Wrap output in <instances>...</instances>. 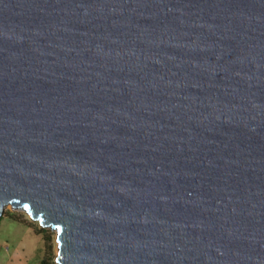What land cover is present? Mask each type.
Returning a JSON list of instances; mask_svg holds the SVG:
<instances>
[{
	"label": "water",
	"instance_id": "obj_1",
	"mask_svg": "<svg viewBox=\"0 0 264 264\" xmlns=\"http://www.w3.org/2000/svg\"><path fill=\"white\" fill-rule=\"evenodd\" d=\"M56 264H264V0H0V217Z\"/></svg>",
	"mask_w": 264,
	"mask_h": 264
},
{
	"label": "rangeland",
	"instance_id": "obj_2",
	"mask_svg": "<svg viewBox=\"0 0 264 264\" xmlns=\"http://www.w3.org/2000/svg\"><path fill=\"white\" fill-rule=\"evenodd\" d=\"M0 264H56L55 233L40 227L26 213L5 207L0 217Z\"/></svg>",
	"mask_w": 264,
	"mask_h": 264
},
{
	"label": "built area",
	"instance_id": "obj_3",
	"mask_svg": "<svg viewBox=\"0 0 264 264\" xmlns=\"http://www.w3.org/2000/svg\"><path fill=\"white\" fill-rule=\"evenodd\" d=\"M1 248H3V249L6 250V251L9 249V247H8L7 245H4V246H2V247L0 246V249H1Z\"/></svg>",
	"mask_w": 264,
	"mask_h": 264
},
{
	"label": "trees",
	"instance_id": "obj_4",
	"mask_svg": "<svg viewBox=\"0 0 264 264\" xmlns=\"http://www.w3.org/2000/svg\"><path fill=\"white\" fill-rule=\"evenodd\" d=\"M39 264H46L44 260H41Z\"/></svg>",
	"mask_w": 264,
	"mask_h": 264
},
{
	"label": "bare ground",
	"instance_id": "obj_5",
	"mask_svg": "<svg viewBox=\"0 0 264 264\" xmlns=\"http://www.w3.org/2000/svg\"><path fill=\"white\" fill-rule=\"evenodd\" d=\"M7 207H11V205H8Z\"/></svg>",
	"mask_w": 264,
	"mask_h": 264
}]
</instances>
